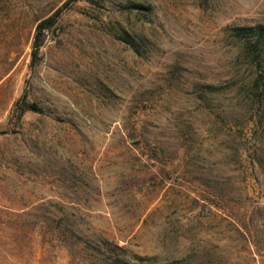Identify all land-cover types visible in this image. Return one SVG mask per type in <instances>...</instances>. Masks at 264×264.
Returning a JSON list of instances; mask_svg holds the SVG:
<instances>
[{"label": "rangeland", "instance_id": "374dc122", "mask_svg": "<svg viewBox=\"0 0 264 264\" xmlns=\"http://www.w3.org/2000/svg\"><path fill=\"white\" fill-rule=\"evenodd\" d=\"M66 1L0 0V264H87L74 230L157 262L264 264V223L260 245L244 234L264 219V67L230 37L264 25V0L73 1L31 66ZM22 96L43 113L17 122Z\"/></svg>", "mask_w": 264, "mask_h": 264}, {"label": "trees", "instance_id": "16d2710c", "mask_svg": "<svg viewBox=\"0 0 264 264\" xmlns=\"http://www.w3.org/2000/svg\"><path fill=\"white\" fill-rule=\"evenodd\" d=\"M77 0H68L61 7L56 9L51 15L38 21L35 27V35L32 43L31 66L35 64L38 51L43 43L45 31L52 29L60 13L69 3ZM129 10H148L140 4L130 3L126 7ZM230 37L238 45L239 52L237 60L247 62L254 70L264 67V25L255 24L249 26H237L230 29ZM120 39L129 46L136 54H140L143 48L142 43H137L127 32H124ZM263 96V94H262ZM262 100V99H261ZM26 112L43 113V109L36 103L28 102L24 96L18 99L12 109V116L20 122ZM262 217V216H261ZM250 225L245 228L244 234L253 244L260 245V231L263 227L260 222L264 219L254 221L250 219ZM74 230V229H73ZM66 236V243L71 252L77 253L87 264H192V261L180 263L179 260H167L157 262L155 256H144L130 254L127 249L111 239L97 234H76Z\"/></svg>", "mask_w": 264, "mask_h": 264}]
</instances>
